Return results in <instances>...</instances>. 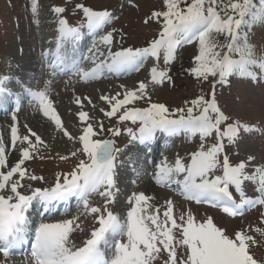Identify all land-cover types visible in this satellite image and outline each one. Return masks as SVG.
Returning <instances> with one entry per match:
<instances>
[{"label": "snow or ice", "instance_id": "snow-or-ice-1", "mask_svg": "<svg viewBox=\"0 0 264 264\" xmlns=\"http://www.w3.org/2000/svg\"><path fill=\"white\" fill-rule=\"evenodd\" d=\"M76 7L82 10L90 33H96L114 19L107 10L95 11L83 4ZM163 9L153 11L144 21L161 22L162 18L158 38L150 41L147 47H129L114 53L109 50L107 59L97 63L98 56L103 53L94 42L88 49L92 55L83 57L95 65L90 71L79 68V62L69 53V49L75 51L76 43L82 38L81 28L85 25L71 26L67 19L60 18L57 64L70 63L77 70L76 74L87 82L100 79L105 70L117 75L130 69L139 71L147 59L159 61L161 55L164 65L169 66L176 59L180 46L196 41L198 54L190 73L204 81L214 78L207 98L201 94L186 102L190 106L173 111L163 103L151 102L148 85L141 81L138 88L126 89L122 99L118 98L120 93L111 97L101 95L100 99L110 106V110L101 108L100 111L108 118L117 117L119 122L138 123L135 130L128 127L124 132L130 142L144 145L148 152H151L149 145L158 132L169 137L180 134L189 138L199 136V149L190 154L189 162L177 156L171 164L165 158L155 165L153 176L158 185L174 183L186 200L220 208L230 217L242 216L256 206L264 207V164L256 165V157L252 155L233 164L226 152L229 146L239 145L244 133L259 130L239 120L229 122L231 118L221 109L215 91L217 83L223 86L233 75L252 81L264 79V48L257 52V45L250 40L252 29L258 24L264 25V0L258 5L256 0H163ZM31 11L36 14L37 0H31ZM52 11L59 16L65 8L56 6ZM112 41L113 34L108 32L100 37L99 43L110 46ZM9 79L8 76L0 77V107L13 95L6 86ZM150 79L153 85L172 82L168 70H161L158 65L150 69ZM18 83L38 103L43 115L53 121L57 129L63 130L65 136L73 139L63 129L61 118L48 97L47 87L33 91L23 82ZM145 97L149 100L148 107H128ZM84 99L91 103L89 98ZM75 102L82 104L79 97ZM78 117L81 122H86L89 113L81 110ZM12 118L15 120V115ZM103 131V123H98L96 128L87 123L83 134L78 137L82 145L78 151L87 159H80L76 167L63 176V182L58 176L54 186L35 188L31 195H24L19 189L24 187L21 181L28 174L22 165L32 158L30 150L34 151L36 145L28 135L19 137L17 127L12 126L11 146L15 148L20 140L21 143L27 142L29 147L20 149L21 159L14 166L6 172L0 171V252L5 257L11 250L28 242L31 235V264H264L254 258L251 249L257 241L246 230L229 235L211 216L199 221L191 210L176 216L172 200L166 201V208L161 213L159 208H152L151 197L143 192L133 193L128 198L130 208L126 218L114 214L108 205L115 201L118 191L115 177L117 157L122 149L115 146L113 139L96 138ZM108 131L113 137L121 135L118 127ZM31 135L37 144L42 143L35 132ZM210 137H214V142L206 144ZM76 154L73 152L72 156ZM6 167L5 146L0 140V169ZM218 170L221 174H215ZM14 176L18 178L13 179ZM28 178L42 179L34 175ZM246 183L253 185L259 195L249 197L245 191ZM230 189L234 190L235 196ZM93 193L104 198L103 208L90 205L88 197ZM73 196L86 214L95 215L98 224L82 246L70 243L71 233L80 228L76 223L79 217L55 223L42 220L32 227L29 210L34 201L41 205V215H44L50 213L57 202ZM261 215L264 217V213ZM261 222L264 223V219ZM255 231L264 235L260 228Z\"/></svg>", "mask_w": 264, "mask_h": 264}, {"label": "rangeland", "instance_id": "rangeland-1", "mask_svg": "<svg viewBox=\"0 0 264 264\" xmlns=\"http://www.w3.org/2000/svg\"><path fill=\"white\" fill-rule=\"evenodd\" d=\"M78 4L95 11L107 10L112 13L114 19L96 33H90L82 10L76 7ZM56 6L64 7L65 12L57 16L52 11ZM161 10H164L163 0H37V12L34 15L31 11V0H0V77L10 78L6 86L13 93L7 98L4 106L0 107V140L5 146L7 157V167L0 171L6 172L14 166L21 159L20 149L29 147L27 142L21 143L20 140L17 141L15 148L11 146V128L15 125L19 137L28 135L32 144L36 145L34 151L30 150L32 158L22 165L28 175L21 181L24 187L19 191L24 195H31L35 188H50L55 185L58 176L63 182V176L70 173L80 159H87L78 151L82 147L78 137L83 134V128L87 123L93 124L94 128L98 123H103L104 131L96 138H113L115 146L122 149L117 157L115 177L118 191L115 201L108 205L114 214L121 219L126 218L130 208L128 198L133 193L143 192L151 197L149 203L152 208H159L161 213L166 208V201L172 200L176 216L191 210L199 221L211 216L219 227L227 230L229 235L241 229L246 230L257 241L251 249L254 258L264 262V235L255 231L257 228L264 230V223L261 222L264 219L261 215L264 213V207L256 206L246 210L242 216L230 217L220 209L186 200L180 195L178 186L174 183L170 186H161L155 182L153 176L155 165L162 159L166 158L171 164L179 156L186 163L189 162L190 154L199 149L201 141L198 135L190 138L184 134L169 137L159 135L158 132L149 145L151 152H148L144 145L130 142L129 136L124 132L128 127L135 130L138 128V123L119 122L117 117L108 118L100 111L101 108L110 110V106L100 99L101 95L111 97L120 93L118 98L122 99L126 89L138 88L141 81L148 85L147 94L151 97V102L163 103L173 111L187 106L186 102L196 99L200 94H205L207 98L214 78L210 77L209 80L204 81L190 73L191 68L195 66L194 57L198 51L196 41L180 46L176 59L169 66L164 65L161 55L159 61L154 58L147 59L139 71L130 69L117 75L105 70L100 79L87 82L76 74L77 70L70 63L57 64L56 41L59 36L60 18L67 19L71 26L85 25L81 28L82 38L76 43L75 51L69 49V53L79 62V68L90 71L95 65L91 60L83 57L92 55L88 49L94 42L99 52L103 53L102 56H98L97 63L107 59L109 50L114 53L129 47H147L150 41L158 38L162 19L161 22L150 20L145 23L144 21L153 11ZM108 32L113 34L112 44L108 46L99 43L100 37ZM250 40L257 45V52L264 48V25L258 24L252 29ZM157 65L161 70H168L172 82L165 81L159 85L151 83L150 69ZM215 79L218 80V77ZM18 81L23 82L33 91L44 90L47 87L48 97L61 118L63 129L73 139L65 136L63 130L57 129L54 122L43 115L38 103L22 90ZM128 86L131 88L128 89ZM215 91L221 109L231 118L229 122L239 120L259 130L255 133H244L238 146L232 145L226 149L230 161L235 164L245 160L247 155H252L256 157V165L264 164V79L252 81L233 75L223 86L217 83ZM77 97L81 99L82 104L75 102ZM85 97L89 98L91 103H88ZM148 106L147 97L128 105L137 108ZM81 110L89 113L88 121L79 120L78 113ZM13 115L16 117L15 120L12 118ZM117 127L121 129V135L113 137L108 129ZM32 132L40 136L42 143L37 144L35 137L31 135ZM213 142L214 137H210L206 144ZM73 152L77 153L76 156H72ZM215 174L221 173L218 170ZM33 175L42 179L28 178ZM16 178L18 176L13 177ZM245 191L249 197L259 195L250 183H246ZM233 194L236 195L234 190ZM236 198L238 201L239 197ZM70 199L71 205L55 208L51 214L41 215V207L33 205L29 210L30 223L34 228L42 220L55 223L79 217L76 223L80 228L71 233L70 243L82 246L98 224L95 215L86 214L82 206L78 207L76 197ZM88 199L91 206L104 207V198L97 193L91 194ZM29 239L32 241L31 235ZM30 253L31 251L25 250L10 253L5 257L0 252V264H31Z\"/></svg>", "mask_w": 264, "mask_h": 264}, {"label": "bare ground", "instance_id": "bare-ground-1", "mask_svg": "<svg viewBox=\"0 0 264 264\" xmlns=\"http://www.w3.org/2000/svg\"><path fill=\"white\" fill-rule=\"evenodd\" d=\"M87 36H88V34H87ZM127 88L129 89V88H131V86H128ZM33 205H40V204L34 202ZM30 217H31V213L29 214V218H30ZM23 246H25V243L22 244V245H20V246H19L18 248H16V249H20V247H21V249H23V248H24ZM13 251H15V249H13Z\"/></svg>", "mask_w": 264, "mask_h": 264}, {"label": "trees", "instance_id": "trees-1", "mask_svg": "<svg viewBox=\"0 0 264 264\" xmlns=\"http://www.w3.org/2000/svg\"><path fill=\"white\" fill-rule=\"evenodd\" d=\"M188 2H190V0H188ZM259 2H260V0H256V3H257V5L259 4ZM162 19V18H161ZM222 39V38H221ZM197 54H198V51H197ZM210 79V78H209ZM211 90H212V88H210ZM209 89V90H210ZM201 95V94H200ZM205 95V94H204ZM206 96V95H205ZM188 106V105H187ZM183 107H186V106H183Z\"/></svg>", "mask_w": 264, "mask_h": 264}, {"label": "water", "instance_id": "water-1", "mask_svg": "<svg viewBox=\"0 0 264 264\" xmlns=\"http://www.w3.org/2000/svg\"><path fill=\"white\" fill-rule=\"evenodd\" d=\"M107 139H113V138H107Z\"/></svg>", "mask_w": 264, "mask_h": 264}]
</instances>
